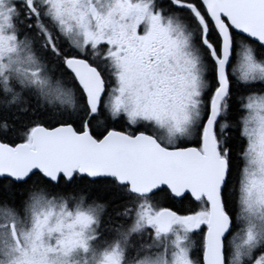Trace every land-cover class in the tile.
<instances>
[{
  "label": "snow or ice",
  "instance_id": "obj_1",
  "mask_svg": "<svg viewBox=\"0 0 264 264\" xmlns=\"http://www.w3.org/2000/svg\"><path fill=\"white\" fill-rule=\"evenodd\" d=\"M0 264H264V0H0Z\"/></svg>",
  "mask_w": 264,
  "mask_h": 264
}]
</instances>
